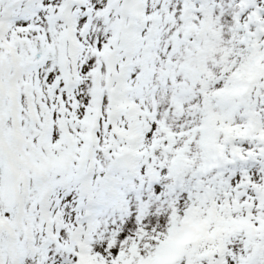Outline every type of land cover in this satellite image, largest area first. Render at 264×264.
Instances as JSON below:
<instances>
[{
  "label": "snow or ice",
  "instance_id": "obj_1",
  "mask_svg": "<svg viewBox=\"0 0 264 264\" xmlns=\"http://www.w3.org/2000/svg\"><path fill=\"white\" fill-rule=\"evenodd\" d=\"M0 264H264V0H0Z\"/></svg>",
  "mask_w": 264,
  "mask_h": 264
}]
</instances>
